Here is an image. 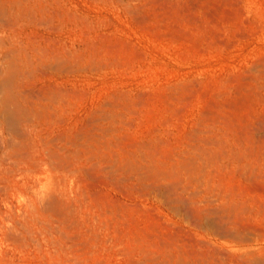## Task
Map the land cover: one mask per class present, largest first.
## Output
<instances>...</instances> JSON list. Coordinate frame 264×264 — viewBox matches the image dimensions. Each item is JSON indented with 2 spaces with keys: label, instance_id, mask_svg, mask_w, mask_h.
<instances>
[{
  "label": "rangeland",
  "instance_id": "1",
  "mask_svg": "<svg viewBox=\"0 0 264 264\" xmlns=\"http://www.w3.org/2000/svg\"><path fill=\"white\" fill-rule=\"evenodd\" d=\"M30 2L41 12L21 36L67 56L63 69L38 67L28 79L39 136L63 151L76 134L98 152L161 167L190 155L194 167L174 191L128 172L70 176L69 194L83 193L76 213L93 225L71 227L64 252L80 264L264 258V0ZM54 91L61 102L49 101ZM4 212L1 203L0 225ZM50 243L0 231V262L53 264Z\"/></svg>",
  "mask_w": 264,
  "mask_h": 264
},
{
  "label": "bare ground",
  "instance_id": "2",
  "mask_svg": "<svg viewBox=\"0 0 264 264\" xmlns=\"http://www.w3.org/2000/svg\"><path fill=\"white\" fill-rule=\"evenodd\" d=\"M39 12L40 9L30 0H0V208L1 203L4 204L3 215L6 222L5 225H0V231L12 242L34 240L36 233L39 232L43 237L46 236L55 248L52 255L53 264H80L79 259L64 252L63 247L70 248L66 243L70 239L71 227L93 224H89V215L84 212L80 215L76 213L75 205L79 204L83 193L75 192L73 196L69 194L71 185L68 186L67 183L70 176L79 174L84 169L88 171L98 169L110 176L116 175L117 172H128L129 175L131 173L140 178L147 177V180L166 179L170 181V188L174 191L173 188L180 185L182 177L190 174L194 167L190 155L182 163L161 167L147 155L146 160L136 155L134 158L130 156L131 158L117 159L112 154L100 150L98 152V148L90 141L81 142L82 138L76 134L63 137L66 143L61 147L63 151L59 150L60 147L54 148V144H48L45 136L42 137L41 134L39 136L35 129L37 113L28 103L30 91L28 79L38 67L63 69L67 62L65 51L44 52L34 46L32 40L21 36L22 27L29 20L37 19ZM50 94L48 95L50 102L55 98L57 101L63 99L60 93ZM47 111L48 108L42 115L44 113L47 115ZM67 143L71 148L66 146ZM13 194L22 199L18 205L13 204L10 199ZM151 258L153 261L157 260L155 257ZM1 260L4 261V258ZM252 261L255 264H264L263 257L261 259L254 257ZM167 262L168 259H164L155 264Z\"/></svg>",
  "mask_w": 264,
  "mask_h": 264
}]
</instances>
